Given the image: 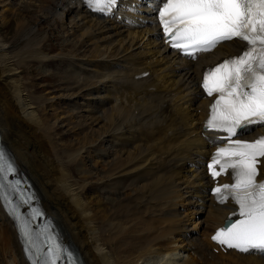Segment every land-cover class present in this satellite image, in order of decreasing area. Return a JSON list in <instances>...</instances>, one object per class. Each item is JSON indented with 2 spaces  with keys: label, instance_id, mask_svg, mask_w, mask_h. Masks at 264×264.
Listing matches in <instances>:
<instances>
[{
  "label": "bare ground",
  "instance_id": "bare-ground-1",
  "mask_svg": "<svg viewBox=\"0 0 264 264\" xmlns=\"http://www.w3.org/2000/svg\"><path fill=\"white\" fill-rule=\"evenodd\" d=\"M144 1L121 0L118 11L110 15L86 0H48L46 7L45 3L40 6L41 17L53 24L68 11L80 17L74 21L78 42L90 46V57L80 63L93 67L87 74L97 72L101 81H82L91 103L81 105L78 113L86 116L77 117L78 128L82 132L99 128V141L113 140L115 154L104 155L113 172L105 188L115 194L119 182L128 197L122 202L103 198L95 184L86 182L84 168L77 162L85 146L67 150L46 134L58 126L59 119L49 126L36 104L45 105L54 97L31 96L25 86L27 65L23 66L27 60L47 62L41 42L21 59L11 55L12 46L0 37L3 144L20 173L32 181L38 205L53 220L64 244L74 248L84 264H264L263 254H243L224 246L218 250V242L210 241L226 220L238 218L239 207L231 200V205L218 202L215 189L230 185V179L211 182L206 174L214 147L205 139L218 133L203 124L212 100L202 97L199 83L206 67L243 52L245 44H223L196 62L180 59L159 40L155 27L140 29L154 20L153 8L139 5L147 4ZM136 15L142 19L140 25ZM149 46L152 50H147ZM59 83L71 85L73 76H63ZM101 92L105 95L98 97ZM256 165L264 177V157H258ZM73 166L78 167L82 181L74 178ZM117 178L121 180L113 182ZM143 181H153L149 194L144 192L146 187L137 190ZM178 206L183 211L196 210L189 215L176 213ZM195 235L204 241L194 240ZM0 264H28L15 224L1 203Z\"/></svg>",
  "mask_w": 264,
  "mask_h": 264
},
{
  "label": "snow or ice",
  "instance_id": "snow-or-ice-1",
  "mask_svg": "<svg viewBox=\"0 0 264 264\" xmlns=\"http://www.w3.org/2000/svg\"><path fill=\"white\" fill-rule=\"evenodd\" d=\"M86 2L102 12H109L117 5V0ZM157 3L162 6L156 11L163 32L172 47L184 54L191 56L194 50H211L233 38L250 45L241 56L206 70L203 82L208 95L219 94L206 128L222 130L228 138V146L212 157V175H219L215 165L228 155L229 159L220 167H231L235 178L234 185L226 184L223 190L217 187L215 192L221 203L231 195L240 209L238 218L218 231L213 239L229 248L264 254V183L255 182L257 158L264 157V138L252 143L232 141L238 129L243 136L251 132L250 125L264 126V0H157ZM12 171V164L0 151V181L6 179L5 173ZM33 246L37 253L41 251L38 245ZM49 257L51 264H55L56 257L50 253ZM39 264L49 261L44 259Z\"/></svg>",
  "mask_w": 264,
  "mask_h": 264
},
{
  "label": "rangeland",
  "instance_id": "rangeland-1",
  "mask_svg": "<svg viewBox=\"0 0 264 264\" xmlns=\"http://www.w3.org/2000/svg\"><path fill=\"white\" fill-rule=\"evenodd\" d=\"M43 3H45L43 5L44 8L47 6L48 0H33L32 2L30 0H0V37L12 46L11 55L23 59L25 53H27L29 49H33V47H36L41 42V47L45 54L52 56L55 55L58 57L62 54H74L75 57H79L76 59L80 60L89 58L90 56H87L89 54V44L81 43V41L78 42V37L80 36H74L73 34V32L75 31L74 22L69 21L68 25L66 26L59 25L58 21L53 24L51 20L47 21L43 19L41 17L43 13L40 12L42 11L40 9V6ZM68 15H70L69 11L66 16ZM32 29H34L33 32L31 31ZM43 52L41 53L42 55H44ZM31 54L32 51L30 55ZM46 58L48 62L50 58ZM80 60H77L76 64L79 65ZM27 61L25 64H23V66H25L26 68L27 65L25 86L26 88H28V93L31 96H34L35 99H37V97H41L42 99H51L54 97V99H51L52 101H54L53 104H51L52 101H50L49 103L47 102V104L45 105H42L40 103L36 104L39 108L41 116L44 117V119L46 120V124H48L49 126H52L53 122L56 121V119H59V122H57L58 126H55L56 128L53 127V130H47L46 134H49L50 138L55 137V143L63 145L62 147L66 148L67 150H69L70 148L71 150L78 151V149L85 146L86 149L83 150L77 162L84 168L86 177L85 179L87 180L86 182H93L92 184H95L93 187L97 186L98 193L101 194L103 198L107 196L111 197V199L113 198L112 200L107 199L109 201H119L118 199L123 198L121 201H119L122 202L128 197L127 191L123 188L121 189L122 186L120 187L117 185L118 187L115 186L116 188L114 189H117L115 194H117L118 191H123L122 196H114L115 194H112L111 191L109 192L110 189H106L103 185V183L111 179L113 173H111V171L108 169L109 166L107 165V163L109 162L107 161L109 160V158L104 155L107 152L115 154V150L117 149L116 145L114 144L113 140H109L111 138L107 137L103 138L104 142H102L101 140L99 141L98 139H100L101 131L99 128H95V132L91 130H85L84 132H82L83 130H80L78 128L81 121L80 118L77 117L85 114V112L80 113V115L78 113L81 111L80 108L83 107L81 105L86 106V102L89 103L88 99L90 100L91 98L90 93L84 88L82 84L83 82H81V86L79 87L76 84L78 81L77 79L82 72H77V70L74 68V64L71 65V67L73 68H70L69 64L63 63L66 62L63 60H57V62L54 61V64H52L53 62H46L41 64L30 63L29 61L27 63ZM50 63L51 65H49ZM92 73V75L91 73H88V76H90V78L87 77L84 80L92 79L93 81L96 77H98L97 72ZM63 76L65 78H70L73 76V84H64L60 86L59 82ZM100 81L101 79L97 80L96 82L100 83ZM100 128H103V124ZM93 134H95V136ZM94 143L96 146L94 145ZM100 143L105 144L102 146L103 148L105 147L104 150L102 149ZM109 146L110 149H107ZM62 147L56 146V148L59 149L60 153L62 151L64 152ZM60 148H62V150H60ZM102 153L103 157H105V160L102 158L104 160L103 164L100 161ZM93 160H95V163L93 162ZM97 162L99 163L100 167H98V165L96 164ZM105 162L107 163L104 164ZM71 170L73 172L74 178L76 177V180H83L81 179L83 178V176H80L78 173V167L73 166L71 167ZM119 180H121V178H117L113 182H117ZM143 187H146L144 188V192L149 194V191L153 189V181L141 182L140 185L138 184L137 190L143 191ZM149 187L150 189H148ZM104 188L105 190H107L105 191L106 196L104 195V192L101 193ZM187 201L191 202V198H187ZM187 209H190V207H187ZM187 209H184V211L187 212L186 215H189L196 210L194 208L189 212L187 211ZM184 211L182 214L185 213ZM117 212L118 211L116 210V213ZM186 215H184L183 217H186Z\"/></svg>",
  "mask_w": 264,
  "mask_h": 264
}]
</instances>
